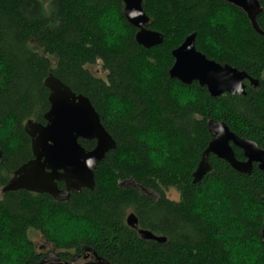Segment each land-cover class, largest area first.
Returning <instances> with one entry per match:
<instances>
[{
    "label": "trees",
    "instance_id": "obj_1",
    "mask_svg": "<svg viewBox=\"0 0 264 264\" xmlns=\"http://www.w3.org/2000/svg\"><path fill=\"white\" fill-rule=\"evenodd\" d=\"M259 2L263 11L257 22L264 31V0ZM142 5L150 19L149 29L163 34L164 43L151 49L139 46L138 29L131 25L128 48L117 53L102 46L93 23L112 7L124 9L121 0H0V61L8 66L7 87L0 89V122L11 120L20 124L24 140V148L19 152L1 150L0 189L33 159L25 125L30 120L46 124L44 116L51 105L45 80L50 75L76 95L89 99L117 145L98 165L93 190L83 189L79 194H71L68 201L59 202L99 222L102 237L98 241L55 242L41 220L42 209L53 198L27 191L2 195L0 213L9 221L8 238H23L30 229L29 235L40 234L62 253L92 249L107 264H227L220 236L221 225L229 226L228 218L217 216L210 223L193 215L197 183L192 175L212 140L208 130L211 120L225 123L233 133L264 149V79L260 75L264 72V35L253 30L242 10L219 0H143ZM225 7L238 16V35L228 40L220 34L223 48L217 52L204 43L205 20ZM191 34H196V48L206 58L246 72L258 80L259 88L254 89L245 81V96L224 94L217 98L203 88L201 104L192 110L178 111L170 103L165 84L170 82L168 71L175 62L172 52ZM148 58L152 63H148ZM99 62L106 72L105 78L90 71ZM145 68L154 74L147 89L142 76ZM114 97H120L128 111L116 124L107 119L106 102ZM152 127L167 133L181 147L178 154L173 153L171 162L160 169L153 168L146 147L137 141L138 134ZM79 141L87 151L95 148V141ZM234 151L239 161L245 159L242 150ZM209 162L230 190L226 211L245 225L248 239L263 236V171L255 165L250 176L240 174L214 155ZM127 182L132 184L125 186ZM170 189L180 194L182 203L168 199ZM242 211L248 215H241ZM129 213L137 218L138 229L127 224ZM253 213L254 218L249 219ZM138 230L149 231L166 241L142 239ZM27 244L31 252L27 264H38L40 255L31 239Z\"/></svg>",
    "mask_w": 264,
    "mask_h": 264
},
{
    "label": "water",
    "instance_id": "obj_2",
    "mask_svg": "<svg viewBox=\"0 0 264 264\" xmlns=\"http://www.w3.org/2000/svg\"><path fill=\"white\" fill-rule=\"evenodd\" d=\"M125 14L132 9L141 10L142 16L131 21L138 29L136 42L146 49L160 46L164 43V35L149 29L150 19L143 7V0H122ZM242 10L252 24L253 30L264 35L258 25L257 16L263 9L259 0H219ZM195 49L188 52L185 49L193 44ZM196 34H191L180 47L172 52L175 60L170 78H178L185 83L198 79L206 85L211 97L217 98L224 94L235 95L233 85L241 83L240 96H245L246 82L254 89L259 88L258 80L246 72L237 70L231 65H221L206 58L196 48ZM246 81V82H245ZM49 90L50 110L44 116L45 125L30 120L25 125V132L31 139L34 159L23 165L3 188L2 192L24 190L37 194H48L58 202L68 201L71 194H79L83 189L93 190L95 187V172L98 165L107 154L117 148L116 141L107 132L101 119L88 98L76 95L66 84L50 75L45 80ZM208 130L212 137L209 147L204 151L197 170L192 175L194 183L208 172L212 171L209 162L211 155L226 161L236 172L250 176L254 165L264 173V149L256 143L253 148L248 139L233 133L229 127L218 121H209ZM79 140L95 141L92 151H87ZM243 151L246 160L236 158L234 148ZM3 154L0 150V159ZM92 163L86 165V161ZM58 182L65 184V189L58 188ZM143 191V190H142ZM127 224L138 229V220L134 214L127 217ZM142 239L164 243L165 238L157 237L146 230H138ZM264 236V232H263ZM43 264V263H41Z\"/></svg>",
    "mask_w": 264,
    "mask_h": 264
},
{
    "label": "clouds",
    "instance_id": "obj_3",
    "mask_svg": "<svg viewBox=\"0 0 264 264\" xmlns=\"http://www.w3.org/2000/svg\"><path fill=\"white\" fill-rule=\"evenodd\" d=\"M122 2V0H121ZM251 2V0H250ZM141 10L132 9L127 11L117 7H112L100 15L93 23V31L96 32L102 46L109 52L123 53L127 50L130 33L131 21L142 16ZM205 23L207 32L205 33L204 43L206 46L219 52L223 48V43L219 39L220 34L228 39L237 37L238 16L231 9L219 8L209 15ZM91 47V44L86 45ZM195 49L194 43L185 49L188 52ZM148 63H152L148 58ZM264 79V72L261 74ZM144 87L147 89L149 83L153 81L154 74L147 68L143 71ZM165 87L170 103L178 110H192L203 102L201 89L207 86L200 80L194 79L191 83H185L178 78H169ZM8 83V66L0 61V89L6 88ZM154 86V85H153ZM241 91V83L237 81L233 85V93ZM107 119L112 124H116L128 115L124 101L120 97H114L106 102ZM196 116V112H192ZM20 124L13 123L11 120L0 122V150L7 149L12 153L21 151L24 148V140L20 133ZM137 141L141 146L146 147L149 160L153 168L160 169L166 167L170 162L173 153H179L181 147L179 143H173L167 133L159 128L152 127L141 132L137 136ZM255 148V142L249 141ZM92 163L91 159L86 161V165ZM191 171H195L192 168ZM120 181L117 180V184ZM193 192V215H200L210 223L217 216L221 219L227 217L228 227L221 225L220 239L223 241L224 250L227 253V264H264V236L259 238H247V229L243 223L236 220L235 216L226 211L225 201L229 196L230 190L225 182L220 179L214 171H208L200 181L194 186ZM175 190V189H174ZM177 193L176 202L182 203ZM247 208V205H244ZM211 209V211H209ZM41 220L49 236L59 244H70L72 242L84 243L86 241H98L102 237V225L85 216L83 213L76 212L67 206H61L55 199L50 200L42 209ZM241 215L247 216L244 211ZM255 213L249 216L254 218ZM264 218V213H261ZM8 218L0 213V264H27L31 255L27 241L31 239L29 232L23 238L10 240L8 238ZM264 232V229H261ZM75 251V249H72Z\"/></svg>",
    "mask_w": 264,
    "mask_h": 264
},
{
    "label": "flooded vegetation",
    "instance_id": "obj_4",
    "mask_svg": "<svg viewBox=\"0 0 264 264\" xmlns=\"http://www.w3.org/2000/svg\"><path fill=\"white\" fill-rule=\"evenodd\" d=\"M33 159H34V156H33ZM15 173L11 179L15 177ZM57 184L60 190L65 189V184L63 182H58ZM2 190L3 188L1 189V193L2 195H4L5 193H3ZM19 191H24V190H19ZM29 193H32V192H29ZM32 194L39 195L37 193H32ZM48 245H49L48 247L43 246L40 251H36L38 255H40V262L38 264H41V263L43 264H107V262L104 261L102 258H100V256L97 253H95V251L92 249H83V252L81 253L65 254V253L60 252L57 248L52 247L50 244Z\"/></svg>",
    "mask_w": 264,
    "mask_h": 264
},
{
    "label": "rangeland",
    "instance_id": "obj_5",
    "mask_svg": "<svg viewBox=\"0 0 264 264\" xmlns=\"http://www.w3.org/2000/svg\"><path fill=\"white\" fill-rule=\"evenodd\" d=\"M90 71L94 75H96L97 77H101V78H105L106 77V75H105L106 72L102 69V64L100 62L97 65H95L94 67H91L90 68ZM131 184H132V182H127L124 185L130 186ZM177 193L178 192H176L175 190L170 189L167 192L166 196L171 201H176ZM147 194L150 195L153 198H156V195L154 193H152V192H148ZM1 196H2V193H1V189H0V198H1ZM128 215H130V213ZM30 236H31V241L33 242L34 247L36 248V251H40L43 246H47L48 247L49 246L48 244H50L47 241H45L44 238H43V236H41L40 234L30 233ZM50 245L52 247H54L52 244H50Z\"/></svg>",
    "mask_w": 264,
    "mask_h": 264
}]
</instances>
